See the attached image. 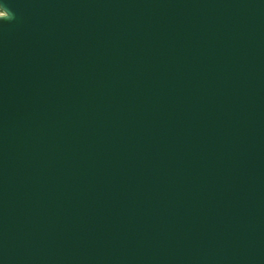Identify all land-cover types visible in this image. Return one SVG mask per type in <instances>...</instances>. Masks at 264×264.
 Listing matches in <instances>:
<instances>
[{
    "label": "water",
    "instance_id": "1",
    "mask_svg": "<svg viewBox=\"0 0 264 264\" xmlns=\"http://www.w3.org/2000/svg\"><path fill=\"white\" fill-rule=\"evenodd\" d=\"M0 6V264H264V0Z\"/></svg>",
    "mask_w": 264,
    "mask_h": 264
},
{
    "label": "clouds",
    "instance_id": "2",
    "mask_svg": "<svg viewBox=\"0 0 264 264\" xmlns=\"http://www.w3.org/2000/svg\"><path fill=\"white\" fill-rule=\"evenodd\" d=\"M4 6H0V19L2 20H11L14 19V14L6 10ZM5 13H7L5 15Z\"/></svg>",
    "mask_w": 264,
    "mask_h": 264
}]
</instances>
